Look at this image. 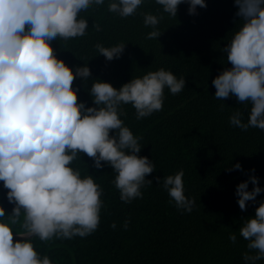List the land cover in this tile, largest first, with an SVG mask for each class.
I'll list each match as a JSON object with an SVG mask.
<instances>
[{
	"label": "clouds",
	"instance_id": "9594fccd",
	"mask_svg": "<svg viewBox=\"0 0 264 264\" xmlns=\"http://www.w3.org/2000/svg\"><path fill=\"white\" fill-rule=\"evenodd\" d=\"M163 13L176 17L178 6L186 3L189 15H197V7H207L205 0H155ZM105 0H0V181L7 189L6 198L13 204L6 216L0 207V264H52L47 255H39L32 239L42 242L56 239L87 237L100 223L103 190L93 176H81L71 167L81 153L99 170L104 164L116 173L113 180L119 198L128 204L142 198L141 188L151 186L146 176L155 167L147 157L140 156L139 138L124 125V105L135 109L136 119L162 110L164 90L172 95L184 90L185 78L179 79L160 68L142 77L132 78L119 89L110 83L93 80L89 95L93 107L78 103L73 82L91 76L87 64L75 71L58 59L51 43L82 37L88 20L80 13ZM143 0H109L107 10L121 18L136 14ZM240 23L232 38L222 49L231 65L212 80L214 97L250 105L247 123L241 111L229 117L233 127L247 131L250 127L264 131V0H233ZM163 16L143 13L145 27H151L146 39L162 34L158 24ZM101 31L99 24H92ZM126 44L111 47L95 45L106 61L119 59ZM110 133H114L110 135ZM104 162V164H102ZM243 171L236 163L227 171ZM254 173V169L251 170ZM184 172L162 179L154 177L170 197L177 210L191 211L194 201L184 192ZM258 178L236 186L235 195L241 211L248 203L255 208L254 218L242 220L239 235L248 251L242 253L245 264L264 259V193ZM253 185L248 191V185ZM23 216V231L14 241L11 226ZM6 219H2L5 218ZM130 219H125L124 230ZM115 229L116 224L110 225ZM228 239L235 244L233 232ZM254 253V254H253Z\"/></svg>",
	"mask_w": 264,
	"mask_h": 264
},
{
	"label": "trees",
	"instance_id": "16d2710c",
	"mask_svg": "<svg viewBox=\"0 0 264 264\" xmlns=\"http://www.w3.org/2000/svg\"><path fill=\"white\" fill-rule=\"evenodd\" d=\"M108 3L105 0L80 13L88 20L86 35L51 43L57 58L73 71L86 64L90 69L87 81L78 78L73 82L79 89L77 102L94 106L89 95L93 80L119 89L132 78L160 68L178 79L184 77L185 88L176 95L165 88L162 110L139 120L130 104L123 106L127 115L120 118L139 138V155L155 167L146 176L153 183L141 188L142 198L122 202L113 184L116 173L104 162L102 169L93 168L91 158L81 153L71 167L82 177L93 176L103 190L98 228L83 238L42 242L34 237L35 250L49 256L52 264H245L242 253L248 251L247 242L240 237L239 228L243 219L254 218L259 205L249 202L246 211H241L235 190L251 175L264 188V131L231 126L229 117L237 110L247 123L250 105L237 103L235 97H214L212 80L231 67L221 49L240 26L233 0H205L207 7H197V15H189L184 3L178 6L176 17L163 13L155 0H143L136 14L127 18L108 12ZM143 13L163 16L157 40L146 39L153 29L145 27ZM94 23L101 31L92 27ZM120 42L126 44L125 50L112 61H106L95 48L97 43L111 47ZM236 163L243 171H227ZM180 170L184 172L185 196L194 201L190 212L177 210L154 179ZM252 187L249 183L248 191ZM7 191L0 181V207L6 216L14 207L6 198ZM261 200L264 193L256 197L257 202ZM125 219H130L127 230L123 228ZM22 223L23 216L11 226L14 234L23 231ZM113 223L115 229L110 227ZM233 232L235 244L228 239ZM256 264H264V259Z\"/></svg>",
	"mask_w": 264,
	"mask_h": 264
},
{
	"label": "water",
	"instance_id": "95a60500",
	"mask_svg": "<svg viewBox=\"0 0 264 264\" xmlns=\"http://www.w3.org/2000/svg\"><path fill=\"white\" fill-rule=\"evenodd\" d=\"M14 241L21 240V239H26V238H21L16 236V234L13 235Z\"/></svg>",
	"mask_w": 264,
	"mask_h": 264
}]
</instances>
